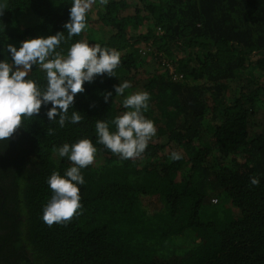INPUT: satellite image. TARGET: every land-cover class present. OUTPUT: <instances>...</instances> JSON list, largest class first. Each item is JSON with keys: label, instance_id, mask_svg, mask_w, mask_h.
I'll use <instances>...</instances> for the list:
<instances>
[{"label": "trees", "instance_id": "16d2710c", "mask_svg": "<svg viewBox=\"0 0 264 264\" xmlns=\"http://www.w3.org/2000/svg\"><path fill=\"white\" fill-rule=\"evenodd\" d=\"M70 2L9 0L0 45L63 31ZM87 23L62 50L84 39L121 63L77 95L80 124L61 129L42 109L0 145V264H264V0H93ZM124 80L125 95L150 93L156 136L135 159L96 145L80 214L48 226L46 178L70 163L53 148L95 142V120L125 110L103 92Z\"/></svg>", "mask_w": 264, "mask_h": 264}, {"label": "clouds", "instance_id": "9594fccd", "mask_svg": "<svg viewBox=\"0 0 264 264\" xmlns=\"http://www.w3.org/2000/svg\"><path fill=\"white\" fill-rule=\"evenodd\" d=\"M92 3L93 0H71L63 31L0 45L7 52V59L0 55V145L8 143L23 128L24 120L40 117L42 109L48 123L61 129L80 124L83 116L75 107L77 95L84 94L85 85L95 83L98 78L101 82L105 77L113 78L121 63V54L115 48L89 44L84 39H76L66 53L61 48L66 39L78 37L88 28L87 14ZM8 5L9 0H0V16ZM34 68L44 73V83L32 78ZM131 87V82L124 80L114 84L111 91L103 92L105 104L112 103L114 95L123 96L125 110L110 121L95 120V142L82 137L53 148L55 155L70 163L62 174L53 170L46 178L51 196L42 206L40 219L48 226L65 224L80 214L83 208L80 189L86 183L83 170L94 163L96 145H103L120 159H135L156 136L155 122L144 115L150 93L138 90L125 95ZM54 131L49 128V134ZM170 158L177 161L182 156L173 151ZM259 183V178L250 177L251 185Z\"/></svg>", "mask_w": 264, "mask_h": 264}]
</instances>
